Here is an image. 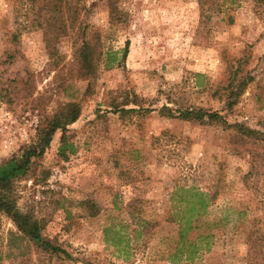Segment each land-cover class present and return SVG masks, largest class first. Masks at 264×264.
<instances>
[{"label":"rangeland","instance_id":"374dc122","mask_svg":"<svg viewBox=\"0 0 264 264\" xmlns=\"http://www.w3.org/2000/svg\"><path fill=\"white\" fill-rule=\"evenodd\" d=\"M82 2L87 36L64 37L50 58L40 30L12 40L14 9L24 20L25 8L0 0V163L31 145L60 104L81 108L65 128L66 157L57 130L12 185L17 209L71 259L25 242L10 249L16 230L0 214V264H264V137L161 112L200 109L264 134V0ZM95 30L101 65L81 79L73 50ZM193 193L206 207L179 241L171 218ZM85 199L97 216L84 215ZM107 227L128 240L112 244ZM187 238L196 251L185 260Z\"/></svg>","mask_w":264,"mask_h":264},{"label":"trees","instance_id":"16d2710c","mask_svg":"<svg viewBox=\"0 0 264 264\" xmlns=\"http://www.w3.org/2000/svg\"><path fill=\"white\" fill-rule=\"evenodd\" d=\"M83 0H22L21 6L25 8L24 20H19V7L14 9V25L15 32L12 40L17 39L18 33L24 29H37L41 31L42 39L46 52L50 58H53L57 52L56 44L64 37H71L74 43L79 39L87 36V24H84L83 17H86L87 10L82 4ZM111 7L113 0H106ZM36 6V8L34 7ZM35 9H37L35 11ZM35 11V12H33ZM81 11L83 16H81ZM34 14H33V13ZM28 14L32 17L27 18ZM90 39L81 40L80 44L75 45L73 50V58L78 65V72L81 79H92L102 61V51L99 41L98 31L95 30L88 33ZM127 45L123 48L122 57L125 56ZM104 65H107L105 62ZM241 78L238 84L231 89L229 95L235 90L237 97L244 86L251 81ZM80 105L76 102H67L60 104L55 111L48 117L44 118L37 127L35 141L32 142L18 156H13L0 163V214L7 217L13 224L16 232L8 235V246L10 249L19 248V244L25 242L33 247L36 251L56 256L60 259H71L70 254L62 249L56 243L42 235V226L36 218L29 212H20L16 207V196L13 190V183L29 174L32 165L42 156L49 147L53 134L57 130L62 131L59 141V153L62 157H66L65 149L67 147L65 128L74 123L80 115ZM161 112H165L167 118H180L187 121H196L200 124L220 123L227 127L241 131L244 135H251L256 140L264 137L263 133L251 130H243L241 124H227L226 121L215 113L203 112L200 109L171 110L166 106L161 108ZM177 113V114H175ZM185 194L192 193V190L184 189ZM202 193H193L190 195L185 206L179 212L172 215L171 220L179 225L178 238L182 240L188 230H192L195 226L191 225L193 216L201 215L206 203L204 202ZM83 213L86 217H95L100 213L99 207L90 199L83 200ZM148 229L153 224L147 222ZM146 230V231H147ZM149 233V232H148ZM103 235H110L111 243L121 245L128 236L120 233L113 227H107L103 230ZM209 236V234H208ZM205 238V237H204ZM107 239V238H106ZM17 241L18 244L15 242ZM184 247L186 254L183 259L188 260L196 251V244L193 240L184 239ZM17 245V246H16ZM127 246H125L126 248ZM124 248V249H125Z\"/></svg>","mask_w":264,"mask_h":264}]
</instances>
